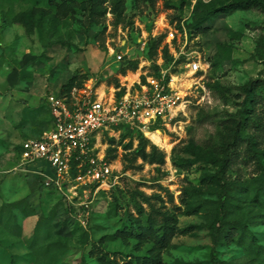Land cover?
Returning a JSON list of instances; mask_svg holds the SVG:
<instances>
[{"label": "rangeland", "instance_id": "1", "mask_svg": "<svg viewBox=\"0 0 264 264\" xmlns=\"http://www.w3.org/2000/svg\"><path fill=\"white\" fill-rule=\"evenodd\" d=\"M121 1V17L117 3L110 0L102 24H95L89 19L87 0H53L51 5L47 0L38 5L32 0H0V264H11L15 256L36 264H103L99 257L142 264L144 257L153 256L160 264H264L236 241L214 245L211 222L217 196L203 182L206 164L197 158L220 153L227 141L249 140L255 131L245 126L246 102L248 85L264 81V0L218 16L199 33L190 28L202 14L199 3L228 0ZM160 35H165L162 43ZM120 52L125 60L118 62ZM192 61L200 63L196 72L188 65ZM162 70L186 102L170 125L158 129L166 145L155 144L148 131L119 129L103 135L100 150L113 167L110 183L96 195L87 194L93 200L89 215L77 206L83 199L74 201L76 209L58 206L50 240L58 244L47 252L31 249L39 216H26L23 209L10 205L28 197L38 214H49L62 198L45 190L40 201L30 187L33 172L19 168L18 145L48 128L47 121L33 122L31 109L49 108L47 96L62 92L74 75L81 86L94 80L101 89H112L119 80L135 90L144 77H157ZM258 109V119L264 121V107ZM45 117L43 121L48 114ZM152 145L164 160L144 159L143 148L149 154ZM256 148L255 158L261 159L239 163L231 176L248 186L239 215H256L248 228L264 246V215L253 197V184L264 171V140ZM40 166L35 163L32 168ZM5 205L9 206L1 210ZM10 209L22 228L20 234L10 228ZM167 217L172 218L175 234L166 247L159 248L151 237L117 235L124 229L136 232L138 223L156 230Z\"/></svg>", "mask_w": 264, "mask_h": 264}, {"label": "built area", "instance_id": "2", "mask_svg": "<svg viewBox=\"0 0 264 264\" xmlns=\"http://www.w3.org/2000/svg\"><path fill=\"white\" fill-rule=\"evenodd\" d=\"M116 57L118 62L125 60L122 52ZM188 65L195 72L200 67L196 61ZM118 92L121 88L101 89L92 80L70 92L48 95L50 128L22 142L19 168L42 175L47 186H54L73 205L77 198L83 199L77 206L84 207L88 215L93 200L87 194H98L113 176V167L100 150L101 137L123 128L145 134L161 130L186 106L185 96L171 80L166 82L164 70L160 77L147 76L146 83L135 90ZM35 163L42 165L40 169L32 168Z\"/></svg>", "mask_w": 264, "mask_h": 264}, {"label": "trees", "instance_id": "3", "mask_svg": "<svg viewBox=\"0 0 264 264\" xmlns=\"http://www.w3.org/2000/svg\"><path fill=\"white\" fill-rule=\"evenodd\" d=\"M35 4H40V0H32ZM110 0H87V11L89 13V19L92 23L102 24V20L107 13L106 3ZM53 0H47L46 5H51ZM121 0H115V3L118 5L117 14L120 15V4ZM202 6V14L200 17L194 21L190 28L192 32H202L206 30L208 24L214 22L218 16L223 14L231 15L238 10H246L252 7H255L257 4H261L260 0H228V1H219L211 5H206L199 3ZM264 5V3H263ZM181 28V27H179ZM165 35H160L157 39L160 43L163 42ZM166 49V48H165ZM229 51V50H228ZM130 68V67H129ZM138 65H134L133 70H137ZM158 70L160 71L159 67ZM126 69L124 70V75L126 74ZM159 73L157 77H160ZM170 74L166 75V82L170 81ZM146 77L142 83H146ZM81 86V83L78 82V76H72L67 83L62 86L61 93L70 92L73 87ZM248 88V100L246 102L247 115L245 117L246 123L245 126L252 127L255 131L249 137V140L246 139H234V141H227L221 148L220 153L207 152L200 154L197 158H202L203 162L206 164V171L202 177L203 182L210 184L211 189L214 191V195L217 196L216 201V215L214 220L211 222V231L213 243L215 246L218 245H227L232 242H237L241 245H246V247L257 257L258 260L264 263V246L257 242L256 236L253 231L249 230L248 223L251 222L252 218H256V215L253 217L250 216H240L238 209L241 208V204L245 201V194L247 191V184L245 181H237L231 176V171L234 170L235 166H238L241 162L254 161L256 159L260 160L261 157H256V154L259 152L256 148L259 144H262L264 140V121L258 119L259 109L258 107H264V81L255 80L252 81ZM116 87L121 88V92H118L119 95H122L126 88L121 85L119 80H116ZM33 111V122H40L45 124V121L48 123V128H50L52 123V116L50 109L45 105L38 107L36 109H31ZM45 113L48 114V119L44 120ZM252 121V122H250ZM46 129V130H47ZM128 129V128H123ZM44 130V131H46ZM131 130V129H130ZM43 131V132H44ZM135 131V130H134ZM140 132V131H139ZM42 134V133H41ZM41 134L32 136L39 137ZM30 138V137H29ZM28 139V138H27ZM143 142L148 143V139L144 136L141 137ZM26 140V139H25ZM246 141V147L243 149V142ZM147 145V144H146ZM144 146V148L146 147ZM20 148V154L22 152V143L18 145ZM143 148L144 159L151 158L152 161L164 160V156L158 151L155 145H152L153 151L149 154ZM264 155V153H262ZM20 156V155H19ZM35 178L31 183V191L39 194V200H42V196L45 190L49 192H54L61 195V200L58 202L59 205H56L52 212L40 213L38 214L32 204L29 201L28 197L20 199L13 202L10 207L23 209L26 216L38 215V221L36 223L34 233L30 237V248L35 251L45 250L46 252L52 249L53 244H58L57 241L52 240L55 229H54V219L56 216V211H58V206L62 205L65 209L76 207L71 204L64 195L58 191L54 186H47L45 183V178L37 173H32ZM29 176V175H28ZM257 181L253 184V194L254 201L258 202L261 206L262 215H264V171L257 177ZM9 205H5L1 210L5 209ZM10 209L9 211V221H12L10 228L17 229L19 234L22 232L21 226L18 224L17 216ZM137 231L134 229L123 231H118V236H124L126 233L133 234L139 237L141 240H145L147 237L154 238L159 245V248L166 247L170 239L175 234V227L172 225V218L167 217L163 224H161L156 230L153 229L152 225L138 223ZM44 237V238H43ZM42 239H45L41 242ZM45 241H50L48 246H44ZM20 258V257H19ZM16 256L12 258L11 264H36V260L28 261L24 259L21 262ZM100 262L103 264H119L114 259H104L99 257ZM50 264V263H49ZM54 264V263H51ZM142 264H160L159 259L150 257L149 259L143 258ZM213 264H234L231 261H214Z\"/></svg>", "mask_w": 264, "mask_h": 264}, {"label": "bare ground", "instance_id": "4", "mask_svg": "<svg viewBox=\"0 0 264 264\" xmlns=\"http://www.w3.org/2000/svg\"><path fill=\"white\" fill-rule=\"evenodd\" d=\"M149 138L159 146H165L164 138L162 137L160 131L158 130H150L147 132Z\"/></svg>", "mask_w": 264, "mask_h": 264}]
</instances>
